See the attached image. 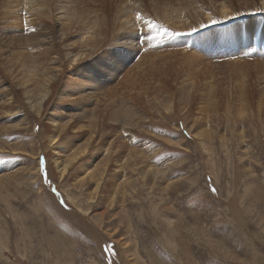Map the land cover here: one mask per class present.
<instances>
[{
	"label": "rangeland",
	"instance_id": "1",
	"mask_svg": "<svg viewBox=\"0 0 264 264\" xmlns=\"http://www.w3.org/2000/svg\"><path fill=\"white\" fill-rule=\"evenodd\" d=\"M47 1L45 15L35 20V26L27 25L36 28L32 33L21 20H11L4 13L0 0V83L23 103L18 105L22 110L10 115H4L0 105V264H264V49L253 44L257 34L258 41L263 39L258 44L264 47V14L246 15L198 28L192 34L165 38V47L146 46L144 33L148 29L135 21L139 29L145 30L133 36L137 48L116 46L102 54L103 60H115L121 53L137 50L138 55L125 71L112 79V72L97 74L89 58L70 65L69 60L82 44L81 26L64 15L67 6L90 18L95 12L107 22V31L98 29L93 44L102 38V33L109 44L115 35L110 32L115 0ZM215 2L166 0L168 7L181 10L182 19L176 25L158 20L164 9H158L154 0H130L126 5L133 17L140 13L174 31L185 27L183 19L188 14L195 18L193 21L199 20L196 26L206 22L200 16L205 11L213 18L222 17L218 8L225 3L231 15L260 4V0ZM240 24L255 27L252 37L247 28L253 42L244 43L242 54L238 51L240 42L233 43L232 30ZM191 50L211 61V65L192 63L189 69L187 63L191 62L185 58ZM152 51L156 52L147 55ZM100 54V49L92 53L94 57ZM9 56H14V62L24 61L32 77L45 80L48 95L42 100L43 114L38 116L27 104L23 88L16 82L23 73L12 78L15 74L9 73ZM237 58L247 63L234 64ZM31 59L34 66H30ZM80 66L89 68L100 83L98 88L87 89L86 100L77 95L75 83L67 84L81 73L74 72ZM19 82L23 83L21 79ZM3 91L0 85V93ZM63 91L69 94L68 102L58 99ZM112 100L121 112H134L132 126L121 130L110 124L108 114L115 108L110 104ZM227 103L231 114L226 113ZM212 106L219 114L206 109ZM102 111L106 120L97 123L96 118L104 115ZM48 114L53 119L59 115L62 124L71 125L58 140L68 146L60 158L68 160L85 150L87 155L81 161L86 159L97 172H106L100 197L105 198L106 186L113 180L114 160L119 158L120 167L125 166L127 154L134 158L135 151L145 152L149 166L161 172L160 177L147 175L143 180L138 167L130 187L125 189V208L119 204L107 208L103 203L91 212L93 220L78 221L80 218L74 217L64 188L59 185L55 159L59 158L56 151L63 146H50L55 131L48 125ZM23 118L28 120V126H17ZM76 124L85 129L74 131ZM195 132L207 135L206 148H201ZM104 150H109L108 159ZM41 157L50 184L45 183ZM23 164L32 169L34 183L24 179V172L15 174V179L11 177L13 170L21 172ZM92 185L85 189H92ZM40 186L46 196L42 202L38 199ZM213 187L216 193L211 191ZM52 188L61 195L58 197ZM109 245L114 255L104 250Z\"/></svg>",
	"mask_w": 264,
	"mask_h": 264
},
{
	"label": "bare ground",
	"instance_id": "2",
	"mask_svg": "<svg viewBox=\"0 0 264 264\" xmlns=\"http://www.w3.org/2000/svg\"><path fill=\"white\" fill-rule=\"evenodd\" d=\"M19 1L20 0H3V3H4V5H3L4 10L3 11H4V13L6 15L11 16V20L19 19L24 24L25 19H27V21H28L27 25L35 26L36 22H37L35 20H37V19H39L45 15V9H46L48 1L47 0H23L21 2H19ZM94 1L96 2V0H94ZM129 1L130 0H115V7L114 8H116V12H115V15L113 17L114 18L113 23L110 25V32H112L113 35L114 34L115 35L113 36V38L111 37V41L109 42V44L103 40V33H102V38L95 41V43L93 44L94 37H97L96 32L98 29H103V30L107 31V25H106L107 22L104 23L105 22L104 19H99L98 18L99 16H97L96 13L94 12V14H95L94 17H96L98 19L93 20L94 17L90 18L87 13L81 12V11L77 10L76 8L73 9V8L68 7V6L66 7L65 11L67 13H65L64 17L70 18L75 24H79L81 26L80 34L82 36L81 37L82 44L79 47V52L77 54H75V56L73 58H71L69 60L70 65L73 64L72 61L75 60L76 56H81L80 62H82V59L89 58L90 59L89 61L94 63V65L96 67L99 64H105L108 66V68L110 67L109 69H111V70L109 71V73L110 74H111V72L113 73V75L111 74V76H110L112 79H116L117 77H119V75H121V73H123L125 71L126 67L129 65V63L132 62L133 59L138 55L137 50H132V51L128 50V53L127 52L121 53L118 56V58H116L115 60L114 59L103 60L101 57H102V54L105 53V50L108 48H112V47H116V46H126V45H131V46L133 45L132 49H134L136 47L135 46V39L133 36L140 33V31H139L140 27H138L139 25H136L137 24V22H135L136 18L131 15L130 11L127 8L126 3H128ZM154 1H155V6L158 9H164L163 14L158 16V20L160 22L176 25L177 20L182 19L181 18L182 16L180 13L181 10L179 8L168 7V4H164V2L166 0H154ZM220 1L216 0L217 3H219ZM135 2H137V0H134V3ZM87 8H88V6H87ZM138 8H140V5L138 6ZM192 8L203 10L205 7L193 6ZM218 9L221 11L222 17H215V18L220 19L222 21H225L224 23H227V22L235 21L238 18L240 19L246 15H250V16L263 15L264 14V0H260V4L257 6H253L251 8L244 10V11H239V12L234 13L232 15L229 14V12H228L229 4H227V3H225L224 6L219 7ZM25 13H27V17L25 16ZM200 16L203 17L204 20H206V22L201 23V24H207L209 22L210 16H211V18H213V15L211 13L206 12V11L201 13ZM193 19H195V18L191 17V14H188V16L185 17V19H183V23L185 24V27H183L181 30L180 29H172V30L179 32V33H188L189 34V32H191V30L193 28L198 29L199 25H201V24H199V25L194 26L195 24H197V22L199 20L196 19L195 21H193ZM258 20L256 19V22L259 23ZM247 28H248V32L250 34V37H252L253 30H255L254 29L255 27L252 25H250L249 27H247V26L245 27V26H243V24H240V26H236L232 29L233 33H235V35H236V36L235 35L234 36L232 35V36L235 37V39L237 40V41H235V39H233V43L240 42L239 47H238L239 54H242V52L244 53V50H243L244 43L249 42V41L253 42V39L249 38L247 35ZM143 31H145V30L143 29ZM241 33H242V35H241ZM244 33L246 35H244ZM114 37H115V39H114ZM255 37H256L255 38L256 41L253 42V44L257 45L258 49H260V50L264 49L263 44H261V45L258 44V42L263 41V39L258 38L259 39V41H258L257 40V34ZM244 38H245V40H244ZM117 41H119V43H117ZM167 42H168V40H167ZM181 43H183V42H181ZM228 43L232 44V42H230V41ZM198 44H199V42H198ZM198 44H197V46H198ZM108 45H110V46H108ZM170 45H171V42H170ZM173 45H176V44H173ZM204 45L205 44L202 43L203 48H204ZM164 47H165V43H164ZM171 47L173 48V46H171ZM186 47H188V46H186ZM169 48L167 50H169ZM99 49L101 51V54L94 57L92 55L93 51L95 52V50H99ZM147 49H148V47H147ZM181 50L186 51L183 48H181ZM124 51H127V50H124ZM170 51H173V49H171ZM155 52L156 51L148 52L147 55L150 56L151 54H153ZM186 52H188V51H186ZM258 52H260V51H258ZM72 54H70V56ZM41 55H43V54H41ZM34 57L35 56H30L29 58H34ZM14 59H15L14 56L11 58L9 56L7 58V62H8L7 65L9 68V73L11 75L15 74L12 77V78H14V80H15V78H18V74L20 75L23 73L22 75H20V76H22V78H19L18 81L16 80V82H17V84H19L23 88V95H24V98H25L27 104L29 105L30 109L32 111H34L35 113H37V115L39 116L41 113L43 114L45 112L44 108L42 111V100H45L47 95H48L47 84H46L44 79L39 81L37 75H36V78L32 77V75L30 74L31 68L29 66H27L24 63V61L14 62ZM185 59H187V61L191 62V63H187V64H189V69L191 68L190 64H192V63H195V65L204 64L205 62L207 65H211L210 63H212L211 61H208V59L204 58L203 56L198 55V52H196L194 50L189 51V55ZM247 59H250V57H248ZM54 62L55 61H53V63ZM109 62H111V63H109ZM261 62H262V60H261ZM33 63L34 62L31 59L30 60V66H34ZM40 63L44 65L45 61H42ZM243 63H247V62H245L244 60H241V58H240V60L235 62L234 64H243ZM256 63H259V62H256ZM257 66H259V64ZM192 68H193V66H192ZM208 70H209V67H208ZM79 71H81V73L78 74L77 77H72L69 80H67V84L75 83L74 86L77 89V92H76L77 95L78 96L80 95L79 97H81V99L84 100L86 98V96H84V95H85L87 89L92 88V86H93V88L94 87L98 88V86H100L99 85L100 83H98L96 81V76H94L93 74H92L93 75L92 76L90 74L89 68L84 69V66H80L79 69L74 70V72H79ZM190 71H192V70H190ZM204 71H206V70H204ZM20 79H21V82H23L22 84L19 82ZM0 85L2 88L4 87V91L2 93H0V105L2 107V113L4 115H10L12 113H17L20 110H22V107H20L18 105L23 104V103H19V101L17 99L18 97L16 98L15 96H13V94L11 92H9V91L7 92V90L9 89L8 87L3 86V84H1V83H0ZM214 92H215V90H214ZM66 95H69V94H67L65 91H63V94L59 95V97H58L59 101H62V103H64L65 101L68 102V100H66V99H69V97H66ZM263 95L264 94H262V96ZM212 97H213V95H212ZM228 102H230V101H228ZM212 103H214V102H212ZM110 104L113 105L112 107L115 106V108H113V110H111L112 112L110 111L109 114L107 113L109 115L107 120L110 122V124H112V123L116 124L117 126L121 127V130L125 126H132L134 124V122H133V119H134L133 113L134 112H132L130 109H126L124 111V113L121 112L120 108L117 106L116 101L113 102V100H112ZM107 106H109V105H107ZM225 107H226V113L231 114L232 111L229 110V109H231V105H229L227 103V105ZM57 108H55V110H57ZM60 108L61 107H59L58 109H60ZM206 109H211L212 111L211 110L210 111L214 112L215 114L218 113L216 108L215 107L213 108V106H212V108H206ZM202 111H203V109H202ZM207 112L208 111H205L204 113H207ZM60 114H62V113H60ZM102 114H104V115L99 114L102 116V118L101 117L96 118L97 123L106 120L105 112L102 111ZM82 115H84V117H87L85 111L82 112ZM49 116L50 115L48 114L47 118H46L49 121L48 125L52 131H55V134H53L50 137V146L51 147H53L54 145L63 146L62 144H59L60 142L58 140L61 137H64L66 135L65 132L67 130L71 129V125L68 126L67 122H66V124H62L63 121L60 122L59 115H56L57 116L56 119L49 118ZM93 120H94V118H93ZM93 120H92V122H93ZM17 126H28V120L23 118V120H20L17 123ZM83 129H85L84 125L79 126L78 124H76V126L73 127L74 131H81ZM118 135H120V132ZM196 136L199 139L201 148H206L205 141H208L207 135L196 133ZM109 146H110V144H109ZM67 147L68 146H63V148L61 150L56 151V153H57L56 157H59V158L55 159V169L57 170V173L59 175V185L64 188V193L66 194V198L72 207L71 210H72L73 214H75L74 217L80 218V219L76 218L78 221L79 220H85L86 222H90V220H93L90 218L91 212L93 210L99 208L101 206V204H103V203H105V207H107V208H112L116 204L122 205L123 208H125L126 203H125V200H123L125 198V196L127 195V192L125 189L130 187L132 177L134 175V172L138 169V167H139V171H140L141 175H143V180H145V176H147V175H153L154 178H158L161 175V172H159L156 168H152L151 166H149L147 159H146V154L143 150H142V154H140L138 151H135L134 158L131 157L129 154H127L126 157H128V162L125 166H122V167H120V163H119L120 159L116 158L114 160V164H113V180L110 182L109 186H106V196H104L105 198H102V197H100V195H101V190L105 186L106 172H103V173L97 172V169L94 166H92L93 164L90 165L89 162H86V159H85V161H81L82 158L85 155H87V152L85 150L82 151L80 155H78V153H77L76 156L70 157L68 160H66L65 158H60L61 154L64 153V151L66 150ZM20 149H22V148H20ZM128 149H129V146L125 148L126 151ZM103 154L106 156L107 159L109 158V150H104ZM87 159H88V161H90L91 157H89ZM31 170L32 169L29 168L28 165L23 164L21 172H19L20 169L15 170V171L13 170L12 174H14V176H11V177L13 179H15L17 177L16 176L17 174L24 172V175H23L24 179L30 183H34L35 181L31 177V175H32ZM37 172L40 173L39 167H38ZM160 181H161V184H163V180L160 179ZM88 184H93L92 189H90L91 187H89L88 190L85 189ZM87 191H90V192H87ZM86 192H87V194H86ZM70 193L74 194V196L70 195ZM43 198L46 199V196H44V194L42 192V186H40V187H38V199H39V201L42 202ZM100 199H103V202H100L99 201ZM40 204H42V203H40ZM95 216H94V218H95ZM87 218L90 220H86ZM96 218H97V216H96ZM74 220H75V218H74ZM97 220H98V218H97ZM98 221H100V219ZM90 229L93 230V228H90ZM0 247H2L1 242H0ZM0 251H1V248H0ZM132 257L134 258L133 255H132ZM137 257H139V256L137 255L136 258ZM0 258H1V256H0ZM135 261L137 262L136 259H135ZM136 264H138V263H136Z\"/></svg>",
	"mask_w": 264,
	"mask_h": 264
},
{
	"label": "snow or ice",
	"instance_id": "3",
	"mask_svg": "<svg viewBox=\"0 0 264 264\" xmlns=\"http://www.w3.org/2000/svg\"><path fill=\"white\" fill-rule=\"evenodd\" d=\"M25 16L27 17V13H25ZM136 21L141 22L148 29V31L144 33V37H145L144 38V43H145L146 46H148V45L159 46V45H162V44L165 43V38L174 39L177 36L185 35V33H179V32H175V31H170L164 25L156 23L154 20H152L150 18L143 17V16H141L140 13L136 14ZM224 22L225 21H222L220 19L211 18V16H210L209 22L207 24L199 25V28L203 29V28L209 27L210 25L214 26V25H218V24H221V23H224ZM27 24H28V21H27V19H25L26 30L29 31V32H32V33L36 32V28L35 27L28 28ZM197 30H198L197 28H193L191 30L190 34L197 32ZM139 31L143 32V28L139 29ZM135 38L137 39V41L139 43L140 42L139 41V37L137 36ZM117 43H119V41H117ZM145 50H147V47L145 48ZM80 60H81V56H76L75 60L72 61V63H78ZM110 70L111 69H109L108 66L105 65V64H99L94 69V71L97 74H103L106 71H110ZM125 135H127V134H125ZM40 165H41V169L44 171L45 183H49L50 184L51 182L47 179L46 165H45V161H44L43 157H41V159H40ZM52 191L58 197L61 195L59 193V191L57 189H55V188H52ZM211 191L213 193H216V189L214 187L211 189ZM61 203L62 204L64 203V201L62 199H61ZM104 250L106 252H111L112 255L115 254L114 252L111 251V246L110 245L106 246Z\"/></svg>",
	"mask_w": 264,
	"mask_h": 264
}]
</instances>
